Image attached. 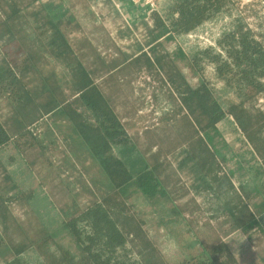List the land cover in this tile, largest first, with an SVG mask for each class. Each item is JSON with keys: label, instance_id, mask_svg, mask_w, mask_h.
<instances>
[{"label": "trees", "instance_id": "16d2710c", "mask_svg": "<svg viewBox=\"0 0 264 264\" xmlns=\"http://www.w3.org/2000/svg\"><path fill=\"white\" fill-rule=\"evenodd\" d=\"M23 2L0 0V101L5 102L0 106V150L11 146L22 158L34 154L29 167L37 157L52 165L53 146L44 140L47 135L63 138L96 161L106 183L100 197L80 204L77 188L62 180L60 191L46 195L60 216L58 225L48 228L35 217L29 227L13 216L10 204L28 206L35 194L15 182L0 158V251L8 255L3 264H29L24 255L30 251L38 264H169L134 200H146L157 216L151 222L156 226L171 229V224L188 222L183 204L175 202L187 190L166 158L184 145L204 190L219 203L215 218H223L226 232L264 237V181H258L264 171V35L235 16L216 40L217 48L186 54L164 46L205 21L229 14L233 0H170L160 12L150 13L148 48L131 58L103 56L86 40L74 46L67 33L79 26H68L72 17L61 11L64 0L39 2L38 9L25 15L20 9L5 10L8 3ZM206 64L235 97L227 105L204 77ZM181 65L197 83L187 80ZM132 68L158 76L168 87L174 109L164 112L163 119L166 124L178 121L172 125L179 140L166 151L160 139L138 148L117 112L113 97L118 86L109 80L117 83L115 75ZM227 116L260 163L250 188L242 180L244 172L238 171L241 162L234 170L225 160L227 145L217 123ZM43 119L47 128L41 131ZM124 148H137V159L126 163ZM208 228V233L192 234L196 251L179 264H238L219 230Z\"/></svg>", "mask_w": 264, "mask_h": 264}, {"label": "rangeland", "instance_id": "374dc122", "mask_svg": "<svg viewBox=\"0 0 264 264\" xmlns=\"http://www.w3.org/2000/svg\"><path fill=\"white\" fill-rule=\"evenodd\" d=\"M45 1L48 0H36L32 5H27L30 0H24L23 4L18 6L8 3L5 10L9 12L13 9H20L22 14L25 15L38 9L39 2ZM53 1L57 2V0ZM64 1L65 4L61 11L67 10L66 17H72V22L68 26L72 27L75 23L81 24L73 34L67 33L70 41L73 42L74 46H77V42L84 39L93 30L92 26L89 25L91 24L92 15L90 10L84 7L87 4L86 0ZM169 1L154 0L156 9L162 10ZM233 1L229 14H220L205 21L194 31L166 42L164 44L165 48L169 52H176L180 48L186 54L207 46L217 48L216 40L229 27L232 18L235 16H241L251 28L264 35V0ZM94 30L89 36L90 38L96 36L94 39L99 40V47H95L96 50L98 49L97 51L101 52L103 56L110 55L108 50L112 46L109 45V39L107 40L101 30ZM97 41L94 43L97 44ZM1 58L2 51L0 48V60ZM181 66L183 67V65ZM136 70V68L124 69L117 73L115 75L117 83L113 78L109 80L110 83L118 86L113 97L117 112L122 122L125 123L126 130L136 141L138 148L141 150L146 149L154 139H160L162 151H166L178 143L179 140L176 139L178 133L175 131L178 121L166 124V119H163L164 112H170L174 109L168 87L160 81L158 76H151L144 70ZM181 70L191 84L197 83V77L193 76L188 68L183 67ZM203 75L225 105L235 99L223 82L216 78L212 65H205ZM4 104V101H0L1 107ZM2 111L4 109L0 112ZM173 123L176 124L175 127ZM46 126L47 121L43 119L38 125V129L44 131L47 128ZM217 126L227 145L224 149L227 165L235 170V163L241 162V165L237 163V167L238 171L244 172L242 180L248 188L254 186V180L252 179L255 175L254 172H257L256 169L260 168V163L256 161L257 159L253 156L252 151L246 146L230 116L219 121ZM59 136L61 137V135ZM44 141L46 144L49 143L50 146H53L50 153L53 160L52 165L46 164L43 157H37L35 163L29 167L27 162H31L35 158L34 154L28 153L26 158H22L11 146L0 150V158L15 182L23 189L33 190L35 194L34 201L28 206L18 203L10 204L13 216L18 221L28 224L29 227H32L31 224L37 217L48 228H52L58 225L60 216L48 203L46 195L50 190L60 191L61 181L65 180V182H69L77 188V198L80 204H85L92 198L100 197L106 180L100 173L96 161L89 158L85 152L77 149L76 146L69 145L63 138L59 141L54 140V138L50 139L48 135ZM137 150L135 148L133 151H127V148H124L123 157L126 163L127 160L131 162L137 159ZM185 150L186 146H181L169 153L166 158L171 163L172 169L177 173L180 184L187 190L186 195L176 199L175 202L179 205L183 204V215L188 222L171 224V229H166L162 225L156 226L151 222H155L157 216L153 217L152 208L146 200L142 197L136 199V201L134 200L135 209L140 212L143 218L148 220L150 235L161 249L164 258L169 264H179L186 255L196 251V246L191 245L192 234H196V232H199V234L202 232L208 233V227L210 226L219 230L223 239L228 243L232 254L236 257L238 264H264V237L255 232L247 234L241 230L226 232L227 227L222 223L223 218H215V216L220 215L219 203L215 197L210 196L204 190L206 186L203 179L198 175L197 167L188 158ZM259 175L261 176L258 181H264V171ZM29 209H34L35 214H31ZM186 223L190 225L186 226ZM25 226L27 227V225ZM7 257L5 250L0 251V264H3ZM24 258L29 264H38L39 262L32 251L26 253Z\"/></svg>", "mask_w": 264, "mask_h": 264}, {"label": "crops", "instance_id": "0c3cea01", "mask_svg": "<svg viewBox=\"0 0 264 264\" xmlns=\"http://www.w3.org/2000/svg\"><path fill=\"white\" fill-rule=\"evenodd\" d=\"M86 1L87 4L84 7L91 12V24L89 25L92 26L93 30L82 40L89 41L94 48H98L99 40L94 39L96 36L90 38L89 34L95 31L94 29L101 30L107 40L109 39V45L112 46L108 50L110 55L120 58L134 57L148 48V29L151 28L152 21L142 1ZM77 24L80 27L81 24ZM95 41H97V44L94 43Z\"/></svg>", "mask_w": 264, "mask_h": 264}, {"label": "built area", "instance_id": "2783aa9c", "mask_svg": "<svg viewBox=\"0 0 264 264\" xmlns=\"http://www.w3.org/2000/svg\"><path fill=\"white\" fill-rule=\"evenodd\" d=\"M132 1H142V3L147 8V14L150 15L151 12L156 11V5L154 3V0H132Z\"/></svg>", "mask_w": 264, "mask_h": 264}]
</instances>
